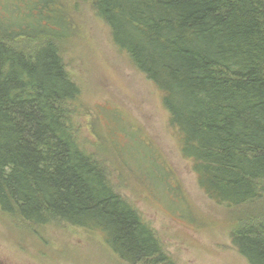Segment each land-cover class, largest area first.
Returning a JSON list of instances; mask_svg holds the SVG:
<instances>
[{
	"label": "trees",
	"instance_id": "16d2710c",
	"mask_svg": "<svg viewBox=\"0 0 264 264\" xmlns=\"http://www.w3.org/2000/svg\"><path fill=\"white\" fill-rule=\"evenodd\" d=\"M83 1L160 91L200 190L229 210L235 250L264 264V0ZM64 6L0 0L1 214L98 233L126 264H173L77 140Z\"/></svg>",
	"mask_w": 264,
	"mask_h": 264
},
{
	"label": "rangeland",
	"instance_id": "374dc122",
	"mask_svg": "<svg viewBox=\"0 0 264 264\" xmlns=\"http://www.w3.org/2000/svg\"><path fill=\"white\" fill-rule=\"evenodd\" d=\"M59 1L69 18L68 38L59 40V48L80 90L75 128L82 149L173 264H248L232 245L229 210L205 197L181 156L160 91L114 47L88 2ZM0 264L126 263L98 233L61 223L31 228L0 211Z\"/></svg>",
	"mask_w": 264,
	"mask_h": 264
}]
</instances>
